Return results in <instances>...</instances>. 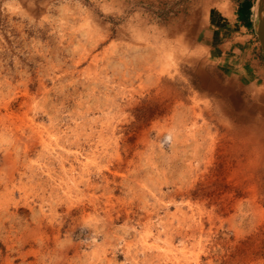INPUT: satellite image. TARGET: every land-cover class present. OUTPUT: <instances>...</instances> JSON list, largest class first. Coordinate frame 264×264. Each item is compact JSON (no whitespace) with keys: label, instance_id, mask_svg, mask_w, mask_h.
<instances>
[{"label":"rangeland","instance_id":"374dc122","mask_svg":"<svg viewBox=\"0 0 264 264\" xmlns=\"http://www.w3.org/2000/svg\"><path fill=\"white\" fill-rule=\"evenodd\" d=\"M191 5L0 0V264H264L260 41Z\"/></svg>","mask_w":264,"mask_h":264},{"label":"crops","instance_id":"0c3cea01","mask_svg":"<svg viewBox=\"0 0 264 264\" xmlns=\"http://www.w3.org/2000/svg\"><path fill=\"white\" fill-rule=\"evenodd\" d=\"M191 1V9L188 10L189 14L187 15L188 20H192L190 22L191 25L193 24V20L197 17L195 16L196 11L199 10V12L202 13L204 6L210 4L209 21L211 32H209V50L212 58H215L217 63L227 61L225 65L228 66V68L235 67L232 56L228 57L230 59L226 60L228 55L226 43L218 41L216 37H218V34H222L223 30L226 29L227 26L231 27V29L234 28V30H236L237 27L240 31H246L247 33L245 34H250L248 31H250V29L252 30L253 28V32L255 33L254 23L256 19V0H234L235 12L231 14H227L225 9H221L222 6L220 5L222 4L223 0H198V2H196L197 0ZM196 7L198 8L197 10ZM217 29L220 30L219 33L217 32ZM227 31L228 29H226V32ZM213 35H215V40L213 39ZM231 70L235 69L232 68Z\"/></svg>","mask_w":264,"mask_h":264},{"label":"water","instance_id":"95a60500","mask_svg":"<svg viewBox=\"0 0 264 264\" xmlns=\"http://www.w3.org/2000/svg\"><path fill=\"white\" fill-rule=\"evenodd\" d=\"M254 31L260 41L261 49L264 56V9L262 10V12L256 15Z\"/></svg>","mask_w":264,"mask_h":264},{"label":"bare ground","instance_id":"6f19581e","mask_svg":"<svg viewBox=\"0 0 264 264\" xmlns=\"http://www.w3.org/2000/svg\"><path fill=\"white\" fill-rule=\"evenodd\" d=\"M264 9V0H257L256 1V15Z\"/></svg>","mask_w":264,"mask_h":264}]
</instances>
